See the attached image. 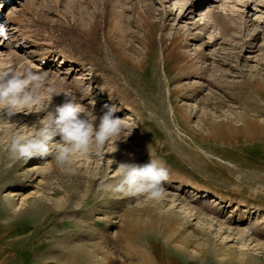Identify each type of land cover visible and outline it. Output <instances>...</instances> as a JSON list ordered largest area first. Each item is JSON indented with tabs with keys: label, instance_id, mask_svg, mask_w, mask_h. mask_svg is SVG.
<instances>
[{
	"label": "rangeland",
	"instance_id": "rangeland-1",
	"mask_svg": "<svg viewBox=\"0 0 264 264\" xmlns=\"http://www.w3.org/2000/svg\"><path fill=\"white\" fill-rule=\"evenodd\" d=\"M5 23L0 70L47 75L0 120V264H264V0H0ZM46 89L114 105L121 135L71 171L15 157ZM150 159L162 199L105 190Z\"/></svg>",
	"mask_w": 264,
	"mask_h": 264
},
{
	"label": "clouds",
	"instance_id": "clouds-1",
	"mask_svg": "<svg viewBox=\"0 0 264 264\" xmlns=\"http://www.w3.org/2000/svg\"><path fill=\"white\" fill-rule=\"evenodd\" d=\"M0 38L10 39L6 23L0 24ZM46 75L28 65L22 73L13 68L0 70V120L18 124L12 122L18 113H33V106L41 102L40 90ZM46 91L48 104L38 109L43 116H38L34 123L35 131L28 136L15 132L10 138L9 151L15 157L46 159L51 156L58 168L71 171L74 155L99 156L107 142L121 135L124 124L114 115L117 111L114 105L105 104L102 114L92 115L75 102L71 92ZM61 94L64 102L54 105L53 97ZM168 179L169 170L155 159L144 164L125 162L118 165V179L106 184L105 190L122 197L159 201Z\"/></svg>",
	"mask_w": 264,
	"mask_h": 264
}]
</instances>
